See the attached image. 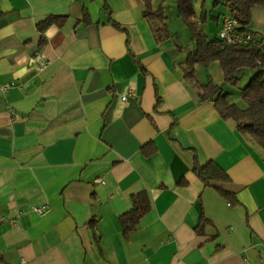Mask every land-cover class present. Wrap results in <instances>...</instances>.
<instances>
[{
    "label": "crops",
    "instance_id": "crops-1",
    "mask_svg": "<svg viewBox=\"0 0 264 264\" xmlns=\"http://www.w3.org/2000/svg\"><path fill=\"white\" fill-rule=\"evenodd\" d=\"M142 5L0 0V264H264V155L201 99L198 66L184 79L182 19L167 16L160 43ZM50 16L67 19L40 32ZM196 160L225 170L233 201ZM142 190L151 209L126 240L118 216Z\"/></svg>",
    "mask_w": 264,
    "mask_h": 264
},
{
    "label": "trees",
    "instance_id": "trees-1",
    "mask_svg": "<svg viewBox=\"0 0 264 264\" xmlns=\"http://www.w3.org/2000/svg\"><path fill=\"white\" fill-rule=\"evenodd\" d=\"M178 17L184 22L193 40V49L188 50L183 62L179 63L183 77L188 81H195L197 65L210 67L217 64L220 67L223 84L237 86L240 81V71L250 69L252 73L249 81L240 91L241 103L233 101L232 94L224 92L222 85L210 79L206 84L198 85L199 96L203 100L212 99L220 117L232 120L237 133L256 141L264 151V55L254 43L235 44L225 47L214 45L215 39H208L198 22L194 0H174ZM143 16L149 23L151 31L158 42H164L172 36L169 33L168 17L166 14L167 0H142ZM228 11L229 16L239 20L244 30L249 31L252 11L256 7H264V0H215ZM67 16H50L40 22L37 27L43 32L48 26L62 27ZM112 23L120 28L119 24ZM179 47V46H178ZM182 50V47H179ZM145 155L153 151L144 149ZM193 173L205 186L217 189L219 194L228 201H233L235 194L223 188L220 183H229V175L213 160L200 165L197 160L193 164ZM182 181V180H181ZM219 183V184H218ZM132 207L118 216L123 237L129 240L130 235L137 229L140 219L151 209V201L145 190L131 195ZM209 220L201 217L197 230L207 224Z\"/></svg>",
    "mask_w": 264,
    "mask_h": 264
},
{
    "label": "rangeland",
    "instance_id": "rangeland-1",
    "mask_svg": "<svg viewBox=\"0 0 264 264\" xmlns=\"http://www.w3.org/2000/svg\"><path fill=\"white\" fill-rule=\"evenodd\" d=\"M195 8L200 10L198 19L200 20V28L203 30L208 39L218 38L219 24L224 16L229 15L227 9L221 4H215V0H194ZM166 14L172 19L174 15L178 16L176 4L174 0H167L166 2ZM171 42L182 47L181 57L184 58L188 50L193 49V40L191 39L190 32L188 30L178 31L171 39ZM198 66V76L207 80L212 79L215 83L222 85L223 76L220 67L214 64L208 68L201 65ZM256 71L250 69H242L240 71V81L237 86H231L223 84L222 88L224 92L232 94L233 101L241 103L240 91L241 88L247 84L251 74ZM254 145V149L264 155L262 147L254 140H251Z\"/></svg>",
    "mask_w": 264,
    "mask_h": 264
},
{
    "label": "built area",
    "instance_id": "built-area-1",
    "mask_svg": "<svg viewBox=\"0 0 264 264\" xmlns=\"http://www.w3.org/2000/svg\"><path fill=\"white\" fill-rule=\"evenodd\" d=\"M248 43H254L257 49L264 55V30L261 32H253L250 29L249 31L244 30L237 18L229 15L224 16L221 21L218 38L214 41V45L218 47H225L228 45ZM32 64L39 72H41L47 67L48 62L41 56L35 55L33 56ZM7 86L8 85L3 86V90H6ZM131 94L132 92L129 91L127 94L123 95L121 97L122 101L126 102ZM33 210L39 215H43L47 212L46 207H35ZM2 218L3 217L0 214V222ZM24 263V261H21L19 264Z\"/></svg>",
    "mask_w": 264,
    "mask_h": 264
}]
</instances>
